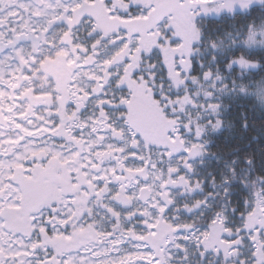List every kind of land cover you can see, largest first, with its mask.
I'll return each mask as SVG.
<instances>
[{
	"label": "snow or ice",
	"instance_id": "obj_1",
	"mask_svg": "<svg viewBox=\"0 0 264 264\" xmlns=\"http://www.w3.org/2000/svg\"><path fill=\"white\" fill-rule=\"evenodd\" d=\"M0 264H264V0H0Z\"/></svg>",
	"mask_w": 264,
	"mask_h": 264
}]
</instances>
